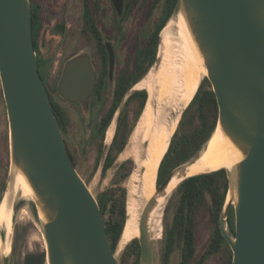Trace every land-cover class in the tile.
<instances>
[{
    "label": "water",
    "instance_id": "obj_1",
    "mask_svg": "<svg viewBox=\"0 0 264 264\" xmlns=\"http://www.w3.org/2000/svg\"><path fill=\"white\" fill-rule=\"evenodd\" d=\"M115 2L119 7L122 0ZM175 13L184 17L207 67L219 106L215 131L219 128L240 154L231 169L224 167L229 190L219 223L233 251L232 264H264V0H179ZM109 52L112 72L115 55L111 47ZM160 62L158 53L155 73ZM93 70L87 56L70 59L59 85L63 98L89 102L96 82ZM0 81L11 152L5 211L13 205L22 177L44 234L46 264H123L134 239L119 253L113 250L98 197L71 157L40 74L31 0H0ZM198 160L175 167L146 203L138 223L139 264H158L152 221L160 199L186 178L221 169L211 164L192 170ZM134 171L141 178L142 168L135 164ZM173 181L177 185L167 192ZM233 207L235 234L229 228ZM129 215L127 202V221ZM0 264H6L4 253Z\"/></svg>",
    "mask_w": 264,
    "mask_h": 264
},
{
    "label": "trees",
    "instance_id": "obj_2",
    "mask_svg": "<svg viewBox=\"0 0 264 264\" xmlns=\"http://www.w3.org/2000/svg\"><path fill=\"white\" fill-rule=\"evenodd\" d=\"M161 1H163V5L165 4L166 15L163 13L160 22L156 23L154 30L148 39L145 40V44L137 49L135 55V65L136 63L138 65L141 64V73L132 81L126 79L127 82L119 74L114 86L112 98L109 99L106 81L107 69L104 66L105 73L97 86L96 95L98 96V100L102 101L104 99L103 104H106L108 101L109 106L100 116L97 128L92 132L91 137L87 141L82 142V150L84 151V148L90 142H95V140L99 139L95 169L99 167L100 162L103 160V174H106L114 165L118 156L125 150L147 104L149 98L148 90H132V87L136 82L142 80L153 67L158 54L160 34L167 22L174 15L179 0H154L151 13ZM87 6L84 9V16L89 21L90 10ZM32 13L33 36L34 41H36L34 29L37 28V23L39 24V28L41 26L42 4L32 2ZM51 101L58 122L65 135L66 143H70L69 139H67V133L70 128L68 114L59 103L52 99ZM117 113L116 132L111 144L107 147L104 145L106 132ZM218 115L219 106L216 94L211 81L206 77L184 111L179 126L171 138L170 146L159 166L158 186L175 167L199 157L202 149L206 146L216 129ZM70 154L74 161V156L71 151ZM134 166V160H125L117 169L115 175L117 177L116 180L119 182L127 179L133 172ZM228 190L229 179L225 168L198 174L183 180L173 191L174 197L177 198L175 204H177L178 208L177 216L175 217L176 221L173 227L167 232L168 248L174 244L177 238H180L187 244L185 249L186 253L194 251L195 217L193 213H197L200 209H203H197L198 206H206L207 208L205 207L204 209H207L210 215L212 214L215 221L214 238L216 242L220 245L223 241L226 242L219 228V219ZM97 197L106 220V228L111 246L116 251L127 222L128 190L125 187L117 185L104 190ZM183 219H186L185 224L182 223ZM229 227L230 231L235 234L231 221H229ZM133 252L137 253L136 264H139L140 243L137 238L131 243L127 255ZM45 262L46 253L43 251L41 253L27 254L23 264H45Z\"/></svg>",
    "mask_w": 264,
    "mask_h": 264
},
{
    "label": "rangeland",
    "instance_id": "obj_3",
    "mask_svg": "<svg viewBox=\"0 0 264 264\" xmlns=\"http://www.w3.org/2000/svg\"><path fill=\"white\" fill-rule=\"evenodd\" d=\"M44 4L45 16L47 18V24H49V26L61 22H66L68 26L67 35L65 36V40L60 43L58 51L63 53L62 55H68L72 51L79 52L80 50L86 49L88 43L83 38L81 33V29L83 27V20L81 16V0H44ZM144 12H146L145 9L144 11L142 10L141 12H139L136 17H133L134 21L132 29L134 31L139 29L140 22L141 24L143 23V15L145 14ZM159 14L160 9L157 11L156 16L158 17ZM175 15L176 13L173 15V17ZM60 37V35L54 34L51 39H55V44H57V41H59ZM160 37H162V32ZM161 47L162 45L160 42V46L158 47V53L160 55L162 50ZM63 60L65 61V59ZM154 74V68H151L148 74L143 78L145 79V83H150V81L153 79L152 77ZM205 79L206 77L203 79V81ZM144 86L145 85H137L132 90L144 89ZM0 99V254L4 253L6 257V264H23L27 254L41 253L43 251H46V242L39 220L35 215L31 196L25 198L21 195V192L17 190L15 201L13 202V205H11L10 209L5 212L3 208L4 198L6 194L5 191L10 179L11 172V152L9 119L1 83ZM189 103H173L166 106V120L168 122H174L176 119H178L174 133L179 126L183 111L185 110L186 105H188ZM69 110L73 120V125L69 128V134L67 135V137L70 141L69 149L74 156V163L78 172L87 182L89 188L96 196L110 187H115L117 185L125 187L128 190L129 194L128 211L129 213H131L134 210L139 220L141 213L146 203L148 202V199H146L141 193L142 179L137 177V173L136 171H134V167L131 175L125 180L118 182L115 175L118 167L127 159L134 160L139 169L142 168L141 164L147 157L146 142L143 140L141 135L139 136V138L134 137V129L125 150L118 156L114 165L106 172V174H103V160L100 162L99 167L95 169L98 155L99 139L95 140V142H90L89 144H87L86 148H84V151L82 150V142L87 141L91 137L92 132V127L89 125L91 117L89 109H87V106L84 107L83 115H85V121L82 123L80 119V115L82 112L81 109L79 115L76 112L77 108H75V110H73V108H70ZM117 118L118 113L114 118V120L116 121V125ZM111 142H107L105 137L104 145L108 147ZM135 181H139V184L137 186L135 185ZM176 200L177 198H175L173 192H171L167 196V198L163 200L162 205L158 209V216L154 215V218L158 219L160 222L159 228L161 227V230H159V238L156 236L155 232L152 231L153 237L156 240L158 264H161L162 260V252L165 240V228L166 225L170 223L173 217ZM21 201H23L25 204L18 207L19 202ZM205 210L207 209L203 208L199 212L198 216V241L200 251H203L206 248L210 239L209 236L211 228L209 217L207 216V213L204 212ZM136 238L137 237L133 239ZM124 242L125 241L122 237L116 253H119L121 251L125 244ZM178 253L179 252H176L173 255L171 264H178V256H176ZM136 258V252H133L130 255L126 254L123 264H136ZM223 262L224 258L218 255L211 258L206 264H224Z\"/></svg>",
    "mask_w": 264,
    "mask_h": 264
},
{
    "label": "flooded vegetation",
    "instance_id": "obj_4",
    "mask_svg": "<svg viewBox=\"0 0 264 264\" xmlns=\"http://www.w3.org/2000/svg\"><path fill=\"white\" fill-rule=\"evenodd\" d=\"M32 2L42 4V22L40 28L39 24L37 23V28L34 29V33L36 35L34 47L38 55L40 74L47 86L50 97L55 102L59 103L64 110H66L70 121L69 127L73 125V120L69 109L73 108V110H75V108H77L76 112L78 115L81 109L82 112L80 115V119L82 123L85 121L83 109L87 106V109H89L91 115L89 125L92 127L93 132L97 128L100 116L107 110V107L109 106L108 101L106 102V104H103L104 99L102 101L98 100V96L96 95L97 86L100 83V79L105 73L104 66H106L107 69V92L108 98L110 99L112 98L114 86L119 74H121L120 76L127 82V80L132 81L141 73V64L138 65V63H136L137 66L135 65V55L137 49L145 44V40L148 39L152 31L154 30L156 23L160 22V18L163 16V13L164 15H166L165 4L163 5V1H161V3H159L151 13V8L153 6L154 0H122V3L119 7L116 5L115 0H81V16L83 20L81 33L83 38L88 43L87 47L86 49L80 50L79 52L72 51L68 55H62L63 53L58 51V49L60 43L65 40V36L67 35L68 26L66 22L56 23L55 25L49 26V24H47V18L44 11V0H31V3ZM86 6L90 10L89 21H87L84 16V9L86 8ZM144 9L146 10V12H144L145 14L143 15V23L141 24L140 22L139 29L134 31L132 29L134 21L133 17H136L139 12H141L142 10L144 11ZM159 9L160 14L157 17L156 13ZM54 34L61 36L59 41H57V44H55V39H51ZM109 47L112 48L115 55V63L112 72ZM83 55L89 57L91 61L92 67L94 69L93 71L96 75L95 86L90 94L89 102H71L63 98V96L60 94L59 85L63 78L67 62L72 58ZM63 59H65V61ZM140 81L141 80L136 82L133 85L132 89ZM56 97L59 99H57ZM68 134L69 130L67 135ZM67 146L69 149V143H67ZM24 204L25 203L21 201L19 202L18 207H20V205L23 206ZM205 207L198 206L197 209ZM174 208L175 209L173 217L170 223L167 224L165 228V240L161 264H171L173 255L176 252H179L176 255L178 256V264H206L211 258L218 255L224 258V264H232V248L224 236L223 237L225 238L226 242L223 241L221 245L216 242L214 238L215 221L212 214L210 215L209 211L207 210H205L204 212L207 213V216L209 217L211 229L209 242L203 251H200L198 241V216L199 212L202 209H200L197 213H193L195 217L194 251L186 253L185 249L187 247V244L180 238H177L174 244L172 246H169L168 248L167 232L173 227L174 222L176 221L175 217L177 216V204H175ZM235 220V209L233 207L230 211L229 221H231V224L233 225L234 232L236 230ZM182 223L185 224L186 219H183Z\"/></svg>",
    "mask_w": 264,
    "mask_h": 264
},
{
    "label": "bare ground",
    "instance_id": "obj_5",
    "mask_svg": "<svg viewBox=\"0 0 264 264\" xmlns=\"http://www.w3.org/2000/svg\"><path fill=\"white\" fill-rule=\"evenodd\" d=\"M161 45V62L159 69L152 77L153 79L150 83H145V79H142L136 84V86L145 85L144 87L149 91L148 102L133 134L135 138H139L141 135L147 145V157L141 164V193L148 200L157 190L159 166L169 148L178 121V119L174 122L166 120V106L192 101L208 73L201 53L181 14H176L167 22L162 30ZM116 126L114 120L107 129V142L113 140ZM239 160L240 154L228 140L223 138L221 130L218 128L201 152L198 162L192 165L191 169L195 170L211 164H214L216 168L228 167L231 169ZM176 185L177 181H173L167 192H171ZM16 188L23 197L31 196V189L24 178L20 177ZM163 199L164 197L160 199L153 215L158 216V209L162 205ZM9 201L10 196L5 199L4 211ZM138 223V216L133 210L122 234L124 243L139 235ZM159 226V220L153 216L152 231L158 238L160 237L159 230H161Z\"/></svg>",
    "mask_w": 264,
    "mask_h": 264
}]
</instances>
